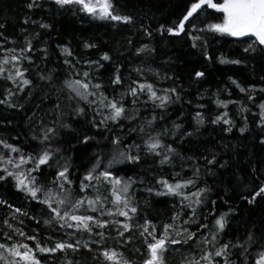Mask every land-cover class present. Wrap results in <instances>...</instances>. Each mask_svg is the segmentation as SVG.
<instances>
[{
	"label": "snow or ice",
	"instance_id": "1",
	"mask_svg": "<svg viewBox=\"0 0 264 264\" xmlns=\"http://www.w3.org/2000/svg\"><path fill=\"white\" fill-rule=\"evenodd\" d=\"M45 2L58 11L72 9L74 13H84L94 20L110 22L114 27L137 23L133 14L123 11L118 0H30L26 7L43 8ZM206 9L221 15L208 22L193 23ZM24 23H28V18ZM32 23H38L44 30L52 27L40 21L33 20ZM4 28L5 24H0V29ZM140 28L147 37L154 32H167L171 36L186 33L194 48L202 40L206 45L209 34L234 38L237 42L247 43L245 53L259 52L264 59V0H190L172 25L160 24L158 28H151L141 23ZM39 35L36 32L24 36L23 46L17 48L14 46L17 41L0 31V81L6 85L0 93V126L13 125V120L5 114L12 110L25 114L24 123L28 129L23 146L19 142L9 143L8 138L0 135V148L7 150L0 152V182L6 183L10 178L17 192L42 205L47 210V215L41 213L44 226L66 238L46 236L41 239L38 228L29 235L23 227L17 226L24 225L20 217L28 216L37 225L40 218L29 216L22 208L0 199V205L10 209L0 227V264H43L41 256L55 260L57 254H62L61 264H78L74 256L82 250L91 253L93 264H168L169 251L177 252L193 243L198 246V254L183 257L180 264H264V225L258 229L255 226L247 228L243 233L237 230L234 236L224 239L228 234L229 215L235 209L229 206L228 212L214 216L217 201L210 200L212 189L206 181L203 186L198 184L202 176H214L213 169L217 165L224 168L227 162L220 163L217 154L212 152L211 158L208 155L199 157L204 161L201 165L196 162V156L183 155L176 140L165 142L169 134L181 141L193 136L199 126L206 123L203 112L196 111L192 116L198 126L193 131H183V124L176 121H172L171 129H159L157 122L164 120V115H157L156 110L166 112L170 105L182 101L178 87L158 88L144 77V69L140 66L133 69L137 79L125 77L118 65L109 79L113 94H108L100 76L94 73H99L104 67L101 61L110 62L111 56L104 52L99 60H80L67 45L57 46L64 56L62 73L55 68L46 72L39 70L32 54L40 51L43 53L41 60L49 59L46 42L39 50L34 45ZM128 43H132L131 39ZM8 44L13 47H7ZM83 47L95 48L96 45L85 41ZM146 51L152 49L142 44L136 48V55ZM219 62L239 64L241 61L220 58ZM25 63L35 67H26ZM81 64L88 70L81 71L77 67ZM156 75L160 79L159 74ZM204 76L203 71L195 72L197 80ZM229 80L241 93L257 91L254 85L245 88L232 77ZM121 86L123 90L116 93L115 89ZM259 91L264 92V88ZM247 98L249 101L255 99L251 94ZM215 103L218 108L227 109L229 104L240 102L217 98ZM196 107L203 109L205 106L198 104ZM257 108L259 111L254 114L259 117L256 127L264 131V101ZM248 110L246 106L239 109L240 112ZM149 111L150 115H144ZM89 112L91 119H87ZM183 115L181 112L180 116ZM78 118H85L82 130L74 127ZM210 122L223 124L225 132H231L235 123L227 111L215 115ZM110 124L114 127L110 128ZM87 125L107 132L104 138L111 137L112 153L106 163L103 152L96 153L83 173L79 169L74 172L72 157L63 154L61 145L68 143L69 147L75 148V144L65 139L72 133H75L73 138L77 143L89 144L95 137L87 134ZM246 131L247 120L239 128L241 134ZM133 135L136 138L126 143V138ZM18 136L11 138L18 140ZM260 143L264 144V136ZM26 147L31 150L26 152ZM177 161L180 171L174 170ZM118 165H123L124 169ZM166 167L173 169L171 178L164 173ZM186 167L191 170V176L183 175ZM142 192L173 198L175 210L172 215L165 221L156 222L146 213L141 216L138 194ZM257 198L264 199V182L249 195L241 196L249 205ZM143 203L147 205L149 201L145 199ZM213 216L210 225L207 221ZM133 234L140 239V246L134 250L140 256L139 261L129 258L123 251L131 243ZM110 240L115 243L109 244Z\"/></svg>",
	"mask_w": 264,
	"mask_h": 264
},
{
	"label": "trees",
	"instance_id": "2",
	"mask_svg": "<svg viewBox=\"0 0 264 264\" xmlns=\"http://www.w3.org/2000/svg\"><path fill=\"white\" fill-rule=\"evenodd\" d=\"M28 2L30 0H0V24H5V28L0 31H3L5 36L17 41L14 45L17 48L23 46L24 36L39 32L40 35L34 40V45L39 50L45 46L46 42L49 54V59L46 61L41 60L42 52L37 51L32 54L35 65H39V70L46 72L55 68L62 73L65 67L63 65L64 56L61 55L57 46L67 45L73 50L74 57L80 60H99L104 52L111 56V61H101L104 67L100 69L99 73H94V75L100 76V82L103 83L108 94H113L109 79L115 73L118 65L121 66L125 77L131 76L133 79H137V74L133 69L140 66L144 69V77L155 83L158 88L178 87L182 101L170 105L166 112L162 113L161 110H156L157 115H164V120L157 122V128L168 127L171 129L172 121H176L183 124V131H193L198 126L192 116L196 111L203 112L206 123L199 126V131L195 132L193 136L185 137L181 141L178 137H171L169 134L168 137H165V142L171 143L176 140L181 153L185 156H196V162L201 165L204 161L199 157L208 155V158H211L212 152L217 154L220 163L227 162L226 167L220 168L217 165L213 169L214 176H202L198 181L200 186H203L206 181L212 189L209 194L210 200L217 201L214 216L228 212L229 206L235 209V212L229 215L228 234L224 236V239L234 236L237 230L243 233L247 228L255 226L258 229L264 225V199L257 198L251 205L241 199V196L249 195L253 189L264 182V144L260 143L264 131L256 127L259 117L254 115L259 111L257 105L264 101V92L259 91L260 88H264V79H262L264 77V59L261 58L259 52L245 53L246 42H237L234 38H224L218 35L209 34L207 44L205 45L202 40L197 42L199 46L195 48L192 46L193 41L186 33H182L180 36H171L167 32L163 34L154 32L151 37L144 35L140 28L141 23L151 28H158L160 24L170 26L177 21L181 11L190 0H118L123 11L133 14L137 23L132 26L118 25L115 27L110 22L94 20L84 13H74L72 9L58 11L54 6L50 7L47 2L44 3L43 8L29 9L26 7ZM220 15L214 10L206 9L204 13L197 16L193 23L208 22ZM26 18H28L27 24L24 23ZM33 20L48 23L52 27L47 30L40 29L38 23H32ZM188 28L191 29V24L188 25ZM129 39L132 41L131 44L128 43ZM85 41L95 44L96 47L85 49L83 47ZM142 44H147L152 51H146L137 56L136 48ZM6 46L13 47L12 44ZM220 58L228 61L240 60L241 62L239 64L220 63ZM35 65L29 66L25 63L26 67L34 68ZM77 67L81 71L88 70L87 66L83 64ZM196 71L205 72V76L197 80ZM157 73L160 79H158ZM165 76L172 78L163 79ZM229 77L238 81L245 88L254 85L257 91L248 93L254 95V101H249L248 94L241 93L231 83ZM32 78L35 79V75ZM5 86L4 82L0 81V93ZM122 90V86L117 87L115 92L118 93ZM217 98L239 101L240 103L229 104L227 109L218 108L215 103ZM45 103L47 104V102ZM198 104H203L205 107L198 109L196 107ZM241 106H246L249 110L240 112ZM149 109H151V105H149ZM224 111H227L235 122L231 132L223 131L222 129L225 127L223 124L213 125L210 122L215 115ZM181 112L184 113L183 116H180ZM5 114L13 120V125L7 128L0 126V135L8 138L9 143L19 142L23 146L28 133L24 123L25 114L12 110L6 111ZM144 115H150V111L145 112ZM177 117L180 118L177 119ZM78 119L79 122L74 127L81 129V125L86 121L85 118ZM87 119H91L90 112ZM245 120H247L248 131L241 134L239 128L244 126ZM86 127L87 134L95 137L89 144L77 143L73 138L75 133H72L65 139L71 144H75V148L69 147L68 143L61 145L64 149L63 154L72 157V171L74 172L79 169V172L83 173L95 159L96 153L103 152L105 163L112 153L111 137L108 140L104 138L108 135L107 132L103 129L92 128L90 125ZM109 127L114 126L110 124ZM126 131L127 129H125ZM17 134H19L18 140H13L11 137ZM135 138L134 135L130 139L126 138V143H131V140ZM174 146L176 145L174 144ZM30 150V148H25L26 152ZM6 151L0 148V152L6 153ZM149 162L151 161L149 160ZM117 167L124 169L123 165ZM174 170H181L179 161H177ZM172 171L171 168L164 169V173L169 178H171ZM183 175L191 176V170L186 167ZM0 199L22 208L28 212L29 216L36 215L40 218V224L37 225L35 221L28 219V216L20 217L24 221V225L17 226L23 227L29 235L33 234L34 228H38L41 239L46 236H52L55 239L66 238L63 234H58L52 228L44 226L41 213L47 215V210L37 202L26 199L23 193L17 192L10 178L6 183L0 182ZM138 199L141 201V216L146 213L153 222L167 220L175 210L173 198L149 196L142 192L138 194ZM145 199L149 201L147 205L143 203ZM225 200L227 203L224 202ZM9 211L10 209L6 205H0V227H3L2 220L8 216ZM214 216L207 221L210 225ZM142 222L141 218L140 223ZM13 223L15 222L13 221ZM112 235L115 236V232H112ZM0 240H2V233H0ZM48 242L51 243V241ZM108 243L114 244L115 241L110 240ZM138 246H140V239L137 234H133L131 243L123 251L129 258L139 261V254L134 251ZM198 251V246L195 243L177 252L169 251L168 264H180L183 257L190 258L191 254H198ZM58 255L60 254L56 255L55 260L48 256L40 258L43 264H61V259L57 262ZM74 259L78 261V264H93L91 253L86 250L75 255Z\"/></svg>",
	"mask_w": 264,
	"mask_h": 264
},
{
	"label": "rangeland",
	"instance_id": "3",
	"mask_svg": "<svg viewBox=\"0 0 264 264\" xmlns=\"http://www.w3.org/2000/svg\"><path fill=\"white\" fill-rule=\"evenodd\" d=\"M84 238H85V239L87 238V235H86V234L84 235ZM61 257H62V254L58 255V257H57V262L60 261Z\"/></svg>",
	"mask_w": 264,
	"mask_h": 264
}]
</instances>
